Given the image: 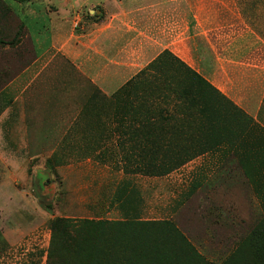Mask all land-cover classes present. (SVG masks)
I'll return each mask as SVG.
<instances>
[{
  "label": "crops",
  "instance_id": "crops-1",
  "mask_svg": "<svg viewBox=\"0 0 264 264\" xmlns=\"http://www.w3.org/2000/svg\"><path fill=\"white\" fill-rule=\"evenodd\" d=\"M163 5L161 0H0V163L12 169L41 164L48 157L43 150H90L93 156V150L104 149L97 155L106 150L113 155L114 147L127 151L138 143L139 138L130 141L127 126L114 122L113 95L156 58V46L146 40L145 28L152 26L146 19L156 22V14H166ZM85 6L89 15L94 12L88 24L78 11ZM240 11L211 17L186 9L174 13L191 23L248 21L232 43L216 50L208 39L206 46L204 40L194 44L193 27L186 24L185 40L167 49L234 106L225 110L220 104L216 124L204 127L198 139L183 128L174 146L208 150L211 145L220 164L233 166L227 179L239 181L248 191L243 195L257 199L264 197V0H254L247 17ZM198 35L207 31L193 34Z\"/></svg>",
  "mask_w": 264,
  "mask_h": 264
},
{
  "label": "rangeland",
  "instance_id": "rangeland-1",
  "mask_svg": "<svg viewBox=\"0 0 264 264\" xmlns=\"http://www.w3.org/2000/svg\"><path fill=\"white\" fill-rule=\"evenodd\" d=\"M253 2L161 0L162 12L166 14L160 17L156 14V22L146 19V23L152 25L145 28L146 40L156 46L157 57L174 43L185 40L187 24L193 27L189 36L194 44L204 40L203 46H206L208 39L209 46L216 50L232 43L248 21L231 17L225 21L194 19L191 23L177 20L175 11L179 14L186 9L195 16L211 17L241 9L242 16L247 17ZM86 8L88 6L78 11L82 21L88 24L94 12L89 15ZM158 10L156 5V12ZM167 10H172L173 17ZM201 29L207 31V35L193 36ZM168 124L160 122L157 129L161 133L168 132L167 136L173 138L170 142L174 141L170 144L174 146L180 139L174 134V127ZM208 147L181 167L162 174L145 171L146 162L141 157L115 147L113 155L106 150L102 156L97 153L104 149L93 150L96 153L93 156H89L90 150L80 153L78 150H43L48 157L42 159L41 164L31 163L14 169L0 163V234L4 241V245H0V264H45L49 221L56 217L168 222L195 253L210 264H222L250 237L258 246L259 242H264V197L254 199L243 195L248 192L242 188L243 184L227 179L233 176V166L220 164L216 151L211 150V145ZM192 148L195 147L187 150ZM159 162L157 158L155 163Z\"/></svg>",
  "mask_w": 264,
  "mask_h": 264
},
{
  "label": "trees",
  "instance_id": "trees-1",
  "mask_svg": "<svg viewBox=\"0 0 264 264\" xmlns=\"http://www.w3.org/2000/svg\"><path fill=\"white\" fill-rule=\"evenodd\" d=\"M113 97L114 122L118 127L127 126L130 141L139 138L127 151L146 162L145 171L156 174L177 169L204 152L200 147L189 151L165 143L169 133L158 131L160 122L173 121L168 126L174 127V134L183 136L186 127L198 139L204 127L216 124L220 104L225 110L234 109L208 81L168 50ZM49 231L45 264H210L168 222L56 217L49 221ZM222 264H264V242L257 246L250 237Z\"/></svg>",
  "mask_w": 264,
  "mask_h": 264
}]
</instances>
